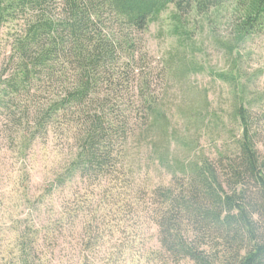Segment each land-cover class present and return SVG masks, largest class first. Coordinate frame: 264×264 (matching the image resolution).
I'll list each match as a JSON object with an SVG mask.
<instances>
[{
  "label": "trees",
  "instance_id": "16d2710c",
  "mask_svg": "<svg viewBox=\"0 0 264 264\" xmlns=\"http://www.w3.org/2000/svg\"><path fill=\"white\" fill-rule=\"evenodd\" d=\"M169 6L175 30L190 13L214 25L209 14L225 8L229 32L220 45L231 67L217 77L239 87L232 92L239 134L231 156L226 149L215 161L202 153L185 161L173 152L177 138L153 96L159 74L144 44L149 24ZM3 27L10 41L0 66V139L20 162L13 206L28 209L24 216L9 214L3 264H49L59 233L89 203L85 190L79 205L62 207L59 216L38 223L44 199L77 181L99 186L104 180L109 182L104 197L81 222L85 248L95 253L104 242L102 232L91 230L100 211L124 209L138 226L125 245L105 253V264L126 256L131 264H264V148L258 147L264 110L254 112L263 108L264 96L247 98L246 83L237 79L238 49L264 35V0H0ZM178 53L163 68L182 80L193 64L185 52L173 61ZM49 142L55 149L53 179L32 196L31 154L37 143ZM144 153L170 174L169 183L149 185L146 172L140 179ZM149 228L154 232L147 240L154 247L136 242ZM109 230L108 236L114 233ZM86 257L83 264H94Z\"/></svg>",
  "mask_w": 264,
  "mask_h": 264
},
{
  "label": "rangeland",
  "instance_id": "374dc122",
  "mask_svg": "<svg viewBox=\"0 0 264 264\" xmlns=\"http://www.w3.org/2000/svg\"><path fill=\"white\" fill-rule=\"evenodd\" d=\"M174 12V7L169 6L151 21L144 34L148 62L153 67L154 74L156 75L157 72L159 74V77L153 78V96L157 97V102L165 110L170 130H173L177 138L172 145L173 152L185 161L192 158L193 154L199 153L215 161L218 152L226 149H228V156H231L235 139L239 134L238 124L231 115L234 105L232 92L238 91L239 87L233 88L230 83L217 77L218 73L228 72L231 67L230 59L220 45L222 38L229 32L227 17L224 15L225 8L209 14L210 21H215L214 25H210L204 16L190 13L183 16L184 25L177 30L174 28V24L177 23L173 18ZM184 30H189L190 38L185 35ZM6 31L7 27L0 29V66L9 52L10 39ZM177 49L179 53L185 52V58L193 64L192 70L182 80L178 76L167 75L163 68L166 63L173 64L169 61L170 55L176 53ZM238 53L237 68L241 75L237 79L239 82L241 80L246 83V97L264 96V35L255 36L241 45ZM181 55L183 54L175 55L173 61H178ZM182 90L188 93L183 94ZM203 95L206 98H202ZM262 110H264V103L262 109L254 112ZM258 147L263 150L264 135ZM53 150L55 149L50 142L47 146L37 143L33 149L30 158L31 165L28 168L30 174L28 186L32 196L43 193L50 180L53 179ZM28 161L29 158L26 163ZM17 162L13 151H10L5 141L0 139V264L5 262V258L2 257L5 251H1L6 246L9 247L10 242L9 235L4 232L6 224H10V212L14 214L13 216L16 214L24 216V213H28L24 205H18L16 208L13 206L17 202V196L13 192V179L17 177L16 171L20 163ZM138 164L140 179L144 178L143 175L146 172L145 179L149 185L169 183L170 174L158 168L151 161L148 162L145 153L143 158L138 160ZM108 183L104 180L101 185L97 186V184L90 185L87 182L77 181L71 185L72 187L60 188L52 196L44 199V204L40 207L43 212L41 211L39 216H36L38 223L56 218L61 210H64L62 207L71 208L74 203L78 202L79 205L80 201H84L85 190L89 203V207L84 206L83 210L78 211L77 221L72 227L65 226L59 233L52 252L49 253V264H83L84 256H87L89 261L93 257L94 264H105L108 259L105 253L115 250L112 247L114 245H125L128 232L134 234L138 227L135 223L136 218L126 215L124 209H116L113 214L108 210L100 211L94 217L97 223L94 222L91 230L93 234L96 230L102 232L104 242L93 249L95 253L85 248L87 239L81 222L89 218L92 209L104 197L103 190ZM71 193L75 196L70 197ZM91 216L93 217L94 213ZM125 227L128 229H124ZM109 228L114 233L108 236ZM144 231V236L141 239L137 238L136 242L144 240L148 241L146 247L156 246L153 239L147 240L154 232L153 229H144ZM117 262L118 264H131L127 256L120 258ZM181 264L192 263L183 261Z\"/></svg>",
  "mask_w": 264,
  "mask_h": 264
}]
</instances>
